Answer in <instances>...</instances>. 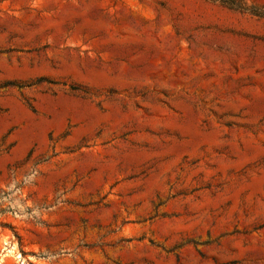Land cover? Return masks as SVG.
Wrapping results in <instances>:
<instances>
[{
	"label": "rangeland",
	"instance_id": "374dc122",
	"mask_svg": "<svg viewBox=\"0 0 264 264\" xmlns=\"http://www.w3.org/2000/svg\"><path fill=\"white\" fill-rule=\"evenodd\" d=\"M0 264H264V0H0Z\"/></svg>",
	"mask_w": 264,
	"mask_h": 264
}]
</instances>
